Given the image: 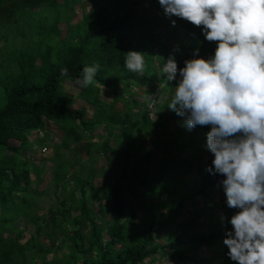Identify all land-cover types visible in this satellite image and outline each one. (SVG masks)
<instances>
[{
  "label": "trees",
  "instance_id": "16d2710c",
  "mask_svg": "<svg viewBox=\"0 0 264 264\" xmlns=\"http://www.w3.org/2000/svg\"><path fill=\"white\" fill-rule=\"evenodd\" d=\"M81 5L82 0H0V264H35L37 255L55 246H65L63 258L41 264H145L165 250L182 264H237L223 246L234 214L227 205L213 200L224 194L219 183L224 177L207 171L212 154L206 167L200 168L208 151L203 145L207 144L210 126L189 131L182 121L178 131L186 132L187 139L177 146L178 151L173 150L175 137L166 139V122L180 116L167 108L176 82L166 79L165 62L173 56L178 69L183 68L185 60L198 58L193 55L197 49L199 57L209 59L217 42H208L201 27L181 18L172 17L176 21L173 26L158 0H90L88 11L72 26L69 21L74 8ZM143 6L145 11L140 9ZM129 51L146 54L142 73L130 72L124 66V54ZM97 63L100 68L95 82L82 87L78 95L97 114L87 120L85 108L70 106L62 83L76 81L84 66ZM64 68L68 69L66 76L61 75ZM132 86L147 89L138 95L155 93V98L156 88L161 87L159 96L164 101L157 103L156 120L149 119L151 99L144 98V103L123 101L119 90L126 93ZM101 88L114 94L108 105L99 99ZM124 102L120 111L117 104ZM140 106L144 124L139 127L150 138V148L144 142L136 145L138 118L133 120L131 107ZM45 121L65 128L64 134L75 141L84 136L91 139L101 124L107 128L123 126L125 135L132 137L125 141L118 157L112 154L109 139L102 142L100 152L107 158L108 171L99 175L104 180L100 189L93 183L98 176L93 168L87 177L71 173L73 159L63 153L68 149L64 140L53 146V193L61 191L63 198L56 195L48 216L31 215L43 199L32 189L30 157L23 160L20 156L23 150L35 153L33 145L41 147L47 141ZM146 125L155 131L162 127L157 139ZM36 132H44L43 137L30 141ZM114 166L117 172L107 177ZM191 176L197 178L196 184L185 179ZM162 193L170 194L169 201L158 200ZM95 198L99 199L98 206L92 204ZM188 207L191 212L184 214ZM217 210L220 216H216ZM74 211L78 214L71 216ZM205 211L208 214L203 217ZM137 212L142 213L139 222ZM23 219L25 229L30 224L35 229L20 243L22 232L15 224ZM72 226L80 229L75 231ZM83 229H87V236ZM161 232H168V239L156 242ZM58 237L60 243L56 244ZM42 238L51 242L48 248ZM202 248L207 257L200 256Z\"/></svg>",
  "mask_w": 264,
  "mask_h": 264
},
{
  "label": "clouds",
  "instance_id": "9594fccd",
  "mask_svg": "<svg viewBox=\"0 0 264 264\" xmlns=\"http://www.w3.org/2000/svg\"><path fill=\"white\" fill-rule=\"evenodd\" d=\"M158 2L173 26L172 17L181 18L217 42L214 56L199 57L197 49L198 58L185 60L183 68L169 56L163 72L176 86L167 108L185 118L189 131L210 126L206 147L214 159L207 171L224 177L226 205L238 209L223 240L227 256L237 264H264V0ZM145 56L129 51L124 66L142 73ZM99 68L84 66L76 84L94 83Z\"/></svg>",
  "mask_w": 264,
  "mask_h": 264
},
{
  "label": "rangeland",
  "instance_id": "374dc122",
  "mask_svg": "<svg viewBox=\"0 0 264 264\" xmlns=\"http://www.w3.org/2000/svg\"><path fill=\"white\" fill-rule=\"evenodd\" d=\"M89 1L90 0H82V5L74 8V15L70 18V21H69L70 25L74 26L82 19L81 18L82 14L87 12L89 9ZM140 9L142 11H145L146 6H143ZM58 27H60L62 30L65 29L64 24H59ZM132 44H135V42L132 41ZM38 64L39 62H37V65ZM62 87H63L65 94L71 99L70 106L73 109L77 110L80 108H85L87 120L94 116L95 114L94 108L89 105H86L84 101H82L78 97L79 92L82 89V87L76 84V81L74 82L65 81L62 83ZM159 90H161V87L156 88V91H159ZM111 91L112 90L105 89V88L100 89L99 99L102 100L104 105L110 104L112 99L114 98L113 96L114 94ZM119 91L121 92V96L124 98L123 101L131 99V100H135L140 103H144L145 102L144 98H146V100L151 99V103L148 106V109L150 110L149 119L152 122L158 118L159 113H158L157 103L158 102L162 103L164 101L163 97L157 96L155 98L154 97L155 93L148 94L147 97H142L141 95H138L137 93H140V92L145 93L147 92V89L136 88L135 86H132L126 93L122 92L121 90ZM123 106H125V102L123 105L117 104V107H120V111H123L124 109ZM131 108H132V114L134 115L133 120H136L135 118H138L137 127L143 125L144 123H143L142 112H139L140 110H143V107L140 106L139 108H136V107H131ZM184 119H185L184 117H178V118L171 117L166 122V130L169 133L166 139H170V136L175 137L174 145H176V147L173 148L174 151H178L179 149L178 147H181L182 144L187 139L186 132L178 131V126L183 123L182 121H184ZM101 120L102 118H100V121ZM45 125H46L45 130H46L48 139L47 141L44 142L43 146L40 147L38 145H33L35 153L31 152L30 150L28 151L23 150L22 152H20L21 159L28 160L27 157H30V160L28 161H31L29 162V169H31L30 178L32 179V189H36L37 191H39L42 195L41 199H43L40 202H37L36 206L39 209L35 207L31 215L44 214L48 216L47 213H48V208L50 207L49 205L56 200L55 199L56 195H60L61 193V191H59L60 190L59 188L57 189L59 191L57 194L53 193V191L56 189L55 182L53 183V174H54L53 164H52V161L50 160L53 154V150H52L53 146L60 145L62 143V140H64L68 144V149L66 150V152H63V153L64 155H66L67 158L73 159V162L71 163V165L69 164L70 168L72 169L71 173L73 175H76L79 172L80 173L79 175L83 177H87L90 169L93 168L96 171V173H98V176L95 177L93 183L97 186L98 189H100L101 184L104 182V180L99 175H101L102 172L106 173L108 171L107 170V158H105V156L100 152V147L102 145V142L109 139L108 142L113 147L112 154L118 157L119 155H121V151L124 148L125 141L128 139H132V137H127L125 135L124 131L122 130L123 126H115V127L107 128L105 124H101L94 131L91 139L84 136V138H82L81 140L75 141L72 136H68L64 134L63 130L66 131L65 128H62L63 129L62 130L61 127H58L53 124H49L47 121H45ZM146 128L147 130L153 133L152 136H154L153 137L154 139L155 138L157 139L158 134H160L159 132L162 130V127H161L158 129V131H155V128L151 127V125H146ZM144 132H145V129H142L141 127H139V131L137 132L136 145L144 142L146 143V147L150 148L152 147L153 144L150 141L149 137L144 136ZM110 133H112L111 136H110ZM43 135H44V132H36L31 136L30 141H32L35 137H38L39 139H41ZM114 139H116V142L114 141ZM12 144L13 146H17L16 142H13ZM203 146L205 148L206 144ZM87 151H89V155L87 154ZM159 157H161V152L158 150L157 158ZM210 159H211V153L207 151L206 155L202 159L200 168L204 169L207 163H209ZM112 170H113L112 173H107V177H110L112 174H115L117 172V168L115 166L112 167ZM38 172H40V175H39V179L36 180L38 178L37 176ZM185 179L188 181L193 180L194 184H196L198 181L197 178L196 177L193 178V176L185 178ZM69 186H72V184L69 183ZM143 190H144L143 188L140 189L141 192H143ZM99 192H102V191L100 190ZM49 195H54V196H52L51 198ZM60 197L63 198L62 195H60ZM89 197L90 196L88 193L87 198ZM169 199H170V194L162 193L160 196H158V200L161 202H167L169 201ZM213 200L215 202H220L221 205H226V197L224 194L214 197ZM92 204H94L95 206H98L99 199L98 198L93 199ZM201 206H203V204L198 198V208H201ZM231 210L233 214H235L238 211V209H231ZM188 211L191 212V208L188 207L187 209H185L184 214H186ZM215 212H216V216L221 215L220 210H217ZM77 214L78 213L74 211L71 213V216H76ZM207 214H208V211H205L203 214V217H206ZM203 217L200 219V222L203 221L204 219ZM140 218H142V213L137 212L136 213V219L138 220L137 222L140 221ZM184 218H185V215L183 216L182 219ZM22 221L21 223L15 224V228H17L18 231L21 230L22 232L20 243H24L25 241H27L29 239L30 233L33 232L35 229V226L33 224H30L26 227L27 229L26 230L25 225H24L26 220L23 219ZM66 225H68V223ZM51 229H52L51 226H49L48 227L49 233L52 232ZM72 229L77 231L80 228L79 226H72ZM82 234L87 236V229H83ZM60 239L61 238L59 237L57 238L56 244L60 243ZM167 239H168V232L167 233L161 232L160 234L156 236V242L158 241L162 243V242L167 241ZM42 241L48 248L51 242L48 239L43 240V238H42ZM84 244L85 246L87 245L86 241H84ZM223 246L226 247L224 244ZM55 247H53V250L50 252L45 251L41 255H37L35 257V264H41L43 261L51 262L53 259H62L66 252L65 246H63V248H60V249L55 248ZM200 256L202 257L208 256L204 248L200 250ZM145 264H182V263L177 261V259L171 254L170 250H165L164 252H159L154 257V260L152 261L146 260Z\"/></svg>",
  "mask_w": 264,
  "mask_h": 264
}]
</instances>
